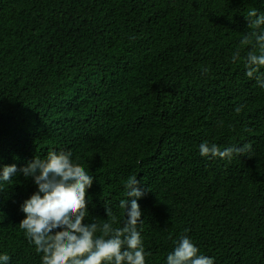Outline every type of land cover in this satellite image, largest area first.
<instances>
[{
  "label": "trees",
  "instance_id": "trees-1",
  "mask_svg": "<svg viewBox=\"0 0 264 264\" xmlns=\"http://www.w3.org/2000/svg\"><path fill=\"white\" fill-rule=\"evenodd\" d=\"M251 9L264 0H0V166L18 169L0 182L7 264H42L19 227L37 190L19 169L51 150L94 177L85 223L105 207L122 221L136 174L145 264H166L181 235L214 264H264V88L245 74L259 47L240 44ZM203 141L251 151L201 156Z\"/></svg>",
  "mask_w": 264,
  "mask_h": 264
},
{
  "label": "clouds",
  "instance_id": "clouds-1",
  "mask_svg": "<svg viewBox=\"0 0 264 264\" xmlns=\"http://www.w3.org/2000/svg\"><path fill=\"white\" fill-rule=\"evenodd\" d=\"M246 20L248 27L255 30L245 34L240 44L251 45L253 49L258 46L259 54L248 51L245 74L255 78L264 88V74L257 75L264 66V29L261 27L264 26V14L258 15L256 9H251ZM239 58L240 50L237 49L232 60L235 62ZM241 109L242 106L236 107L235 112L239 114ZM198 147L201 156L229 161L233 155L242 156L251 151L250 143L221 150L217 144L203 141ZM17 171L15 164L0 166V182L11 183ZM19 171L26 178L31 177L37 186L20 206L25 215L19 227L37 253L43 254L42 264H145L149 253L144 249L137 227L143 222L137 202L143 191L136 174L129 176L123 185L126 196L119 201V207L124 210V219L120 221L111 207H105L108 219L100 224L84 222L89 215L86 190L91 187L94 177L73 159L70 150H51L45 158L34 156ZM116 224L121 226L114 227ZM9 260L8 254H0V264H7ZM166 264H214V258L201 254L190 237L181 235L167 254Z\"/></svg>",
  "mask_w": 264,
  "mask_h": 264
}]
</instances>
